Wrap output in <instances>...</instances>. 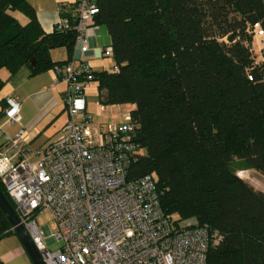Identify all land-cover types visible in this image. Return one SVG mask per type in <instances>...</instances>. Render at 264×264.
Listing matches in <instances>:
<instances>
[{
	"label": "trees",
	"instance_id": "1",
	"mask_svg": "<svg viewBox=\"0 0 264 264\" xmlns=\"http://www.w3.org/2000/svg\"><path fill=\"white\" fill-rule=\"evenodd\" d=\"M95 1L113 67L90 68V79L100 100L132 104L142 150L128 175H152L164 214L215 228L205 264H264V191L230 166L237 158L264 175V58L250 48L253 24L264 34V0ZM74 33L44 30L29 0H0V66L9 76L69 59ZM54 45L66 56L53 58ZM0 189L14 205L1 181ZM9 232L0 209V236Z\"/></svg>",
	"mask_w": 264,
	"mask_h": 264
},
{
	"label": "built area",
	"instance_id": "2",
	"mask_svg": "<svg viewBox=\"0 0 264 264\" xmlns=\"http://www.w3.org/2000/svg\"><path fill=\"white\" fill-rule=\"evenodd\" d=\"M73 1L71 12L61 10L54 24L74 28L78 50L77 56L51 66L53 83L64 82L67 117L60 134L31 147L21 128L4 129L19 118L15 94L6 93L0 106V181L19 220L45 264H205L215 228L194 217L164 214L152 175H128L132 157L142 150L129 111L121 120L92 121L83 92L90 67L81 53L94 34L97 4ZM106 53L110 44L97 51ZM95 102L97 111L111 112L113 103ZM45 208L55 220L53 230L39 227L33 217ZM42 231L58 244L50 248Z\"/></svg>",
	"mask_w": 264,
	"mask_h": 264
},
{
	"label": "crops",
	"instance_id": "3",
	"mask_svg": "<svg viewBox=\"0 0 264 264\" xmlns=\"http://www.w3.org/2000/svg\"><path fill=\"white\" fill-rule=\"evenodd\" d=\"M29 1L34 6L36 18L44 30H50L54 26L56 18L61 12V10H63L64 12H71L72 5L74 3L73 0H51L52 2L51 6H44V5H40L39 3H33L31 0ZM92 29L91 31H94V34L89 36V48L87 49L85 53H81L82 58L86 60L90 68H94V67H92V65L90 64L91 61L90 62L88 61L89 59H88V56L86 55H89V54L91 55V53H94L96 55L97 51L102 48L100 45H96V39H95L96 34L95 33L99 32L98 27L96 26L95 28V26H93ZM108 42L105 44H108ZM63 49H64V53L60 57H53L52 55L51 56L53 58L65 57L66 51L64 47ZM72 55H75V56L78 55V50L75 45L73 47ZM92 62L94 63L97 62V59L96 58L95 60L92 59ZM112 67H113V62L110 67H105V68H112ZM98 68H101V67H98ZM26 74L29 76L31 75V77L33 78L30 79L29 90L24 93L25 95H23L22 101L19 102V118L15 121L4 124V129L7 132L12 133L15 130L21 128L22 134L27 135L29 146L38 147L42 144H45L47 141L53 139L54 137H57L60 134L61 129H62V124L64 123L67 117V111L63 103L61 108L64 107L63 109L64 117L61 120H57V115L59 113V110L56 111V113L54 114L50 112L51 107L56 102L55 97H54V90H53V86L56 83H53L54 73L51 67L41 70L39 72H36L34 74H28L26 71ZM12 75L9 76V72L5 66L3 65L0 66V77L4 79V83L0 87V91H2L4 87L8 85L7 81L9 78H11ZM22 81L23 79L19 81L17 85H20ZM63 87L64 85L60 88V93ZM10 89L11 88L8 87L2 93L0 92V106L3 103V96L6 93H9ZM1 99H2V102H1ZM1 119H2V116L0 115V120ZM12 123L14 124L16 123V124L13 127L8 128L9 125ZM50 126H51V131L53 133H56L54 137L49 136L50 135L49 134L48 136L50 138L43 139V140H46L43 143L42 142L39 143L40 141H38L37 143H32L33 142L32 140L34 138L36 140V137H38V134L42 130L49 128ZM34 128H35V131L31 133V131ZM2 140H3V134H0V143L2 142ZM254 173H257V172H254ZM248 181L254 186L264 191L263 182H261L260 186H258V185H255L252 181L250 180ZM0 264H33L26 250L21 244V241L19 240L18 236L16 235L14 231L0 236Z\"/></svg>",
	"mask_w": 264,
	"mask_h": 264
},
{
	"label": "rangeland",
	"instance_id": "4",
	"mask_svg": "<svg viewBox=\"0 0 264 264\" xmlns=\"http://www.w3.org/2000/svg\"><path fill=\"white\" fill-rule=\"evenodd\" d=\"M31 1L33 3H39L40 5H44V6H51V4H52L51 0H31ZM12 12L17 17V19L21 22H23L26 19V15L18 9H13ZM94 26L95 27L97 26L98 30H99L98 33H95L96 34L95 35L96 45H100L101 47H103L105 45V43H107L109 41L108 32L106 31L104 24L100 23V24H95ZM250 31H251L250 48H251L252 54H253L255 59L260 60V59L264 58V34H263V32L260 28V25L258 23L253 24V26L250 28ZM49 51L53 57H60L64 53L63 47L59 46V45L51 46ZM86 56H88V59H89L88 61L89 62L91 61L90 64L94 68H98V67H102V66L110 67L112 65V62H113L112 57L108 53L101 54L100 56H99V54L95 55L94 53H91V55L89 54ZM95 58L97 59V62L94 63V62H92V59L95 60ZM23 75H25L27 77H25ZM32 78L33 77H31V75L29 76L26 74V67L24 65H22L18 69V71L15 72L11 76V78L8 79V81H7L8 85H6L4 87V89L0 92L2 93L3 91L6 90V88L10 87L11 89L9 90V92L15 94L18 102H21L23 95H25L24 93L29 90V87H30L29 82H30V79H32ZM22 79H23V81L21 82V84L17 85V83L19 81H21ZM63 85H64V82H60V83L57 82L53 86L54 97H55L56 102L51 107L50 112H52L54 114V113H56V111L59 110V113L57 115V120H61L64 117V113H63L64 107L61 108V106L64 102H63V99H62V96L60 93V88ZM83 92H84L85 98H86V108L88 111L92 112V117H91L92 121L121 120L123 117V112L127 111L130 108V106L132 105L128 101L113 103L111 105L112 110L110 113L99 112V111H97L96 102H95L98 99L96 83L93 79H90L86 83V85H84ZM15 124L14 123L10 124L8 128L13 127ZM34 131H35V128L31 131V133ZM51 132H52L51 126L49 128H46L45 130H42L38 134V137H36V140H35V138L32 140L33 141L32 143H37L38 141H40L39 143H41V142L43 143L44 141H46L43 139H49L50 138L49 136L54 137V135L56 133H53V132L51 133ZM47 136H48V138H47ZM230 166H234L236 168V172L240 176H242L245 179L252 181L255 185L260 186L261 182L264 183V175H262V173H260V171L258 169L254 168L252 166H243V163L240 162V160H238L237 158H235L233 160V163H231ZM254 170H256V171H254ZM254 172H257V173H254ZM33 217L35 218L37 225L39 227L43 226L44 224H47L48 228L50 230H53L56 226L55 220L51 216V213H50L48 208L34 212ZM42 234H43V237L47 241V245L50 248H53L58 244V241L51 240L49 238L48 233H45L44 231H42Z\"/></svg>",
	"mask_w": 264,
	"mask_h": 264
},
{
	"label": "water",
	"instance_id": "5",
	"mask_svg": "<svg viewBox=\"0 0 264 264\" xmlns=\"http://www.w3.org/2000/svg\"><path fill=\"white\" fill-rule=\"evenodd\" d=\"M77 56V55H76ZM0 209L7 218L11 228L18 236L21 244L26 250L30 260L33 264H45L42 257L39 254V251L35 247L31 237L23 225V223L19 220L16 210L13 205L9 202L3 191L0 189Z\"/></svg>",
	"mask_w": 264,
	"mask_h": 264
}]
</instances>
